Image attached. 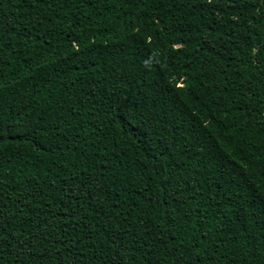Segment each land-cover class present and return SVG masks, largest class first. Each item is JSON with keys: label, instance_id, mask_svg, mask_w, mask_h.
I'll list each match as a JSON object with an SVG mask.
<instances>
[{"label": "trees", "instance_id": "16d2710c", "mask_svg": "<svg viewBox=\"0 0 264 264\" xmlns=\"http://www.w3.org/2000/svg\"><path fill=\"white\" fill-rule=\"evenodd\" d=\"M0 264H264V0H0Z\"/></svg>", "mask_w": 264, "mask_h": 264}]
</instances>
